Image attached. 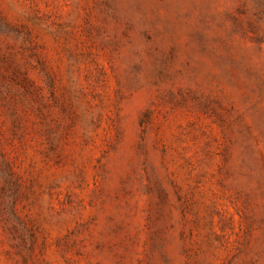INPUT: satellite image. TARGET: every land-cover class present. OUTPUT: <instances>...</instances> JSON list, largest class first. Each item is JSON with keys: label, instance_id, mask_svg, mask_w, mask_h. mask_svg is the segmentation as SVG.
I'll use <instances>...</instances> for the list:
<instances>
[{"label": "rangeland", "instance_id": "obj_1", "mask_svg": "<svg viewBox=\"0 0 264 264\" xmlns=\"http://www.w3.org/2000/svg\"><path fill=\"white\" fill-rule=\"evenodd\" d=\"M0 264H264V0H0Z\"/></svg>", "mask_w": 264, "mask_h": 264}]
</instances>
